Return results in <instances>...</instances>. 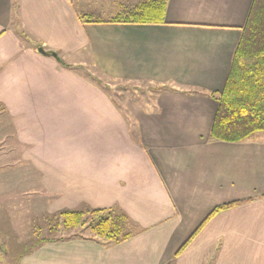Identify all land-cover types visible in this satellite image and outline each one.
Returning a JSON list of instances; mask_svg holds the SVG:
<instances>
[{
    "label": "crops",
    "instance_id": "crops-1",
    "mask_svg": "<svg viewBox=\"0 0 264 264\" xmlns=\"http://www.w3.org/2000/svg\"><path fill=\"white\" fill-rule=\"evenodd\" d=\"M148 1L0 0V114L29 146L23 161L41 173L46 215L117 209L133 231L119 244L68 237L78 229L42 244L30 234L14 264H264V139H211L209 96L225 86L254 0H166L164 24L110 22ZM88 48L107 77L176 90L122 112L48 54L74 66L64 57Z\"/></svg>",
    "mask_w": 264,
    "mask_h": 264
},
{
    "label": "trees",
    "instance_id": "trees-1",
    "mask_svg": "<svg viewBox=\"0 0 264 264\" xmlns=\"http://www.w3.org/2000/svg\"><path fill=\"white\" fill-rule=\"evenodd\" d=\"M166 8V0L142 2L127 15L116 17L110 22L164 24ZM80 18L82 23L90 22L83 16ZM53 53L55 52H48L50 55ZM56 59L68 69L75 68L64 62L58 54ZM98 83L101 86L100 81ZM154 89L156 94L176 90L168 85H155ZM209 96L218 102L211 139L236 143L264 132V0H254L252 4L223 90L219 93L211 92ZM236 204L238 203L216 207L178 253L188 246L206 222ZM47 223L49 237L40 239L39 244L56 240L62 231L86 226L94 237L113 244L122 243L133 235L129 219L117 209L66 210L49 215Z\"/></svg>",
    "mask_w": 264,
    "mask_h": 264
},
{
    "label": "rangeland",
    "instance_id": "rangeland-1",
    "mask_svg": "<svg viewBox=\"0 0 264 264\" xmlns=\"http://www.w3.org/2000/svg\"><path fill=\"white\" fill-rule=\"evenodd\" d=\"M86 2H90L92 5L98 3L97 0H86ZM94 19L98 18L95 16ZM59 57L63 58L60 55ZM73 57L67 56L64 59L74 62L73 64L76 65H74V69L89 81L95 84H99L98 82L100 81V88L107 92L113 103L122 112H128L129 110L125 106L126 103L131 106L138 104L144 108H154L156 98L155 84L146 81L132 82L105 76L97 68L89 48L85 57ZM97 80L99 81L97 82ZM15 131L16 125L14 121L7 115L0 114V166L6 164V168L3 171L0 169V178H10L6 182L5 187H2L4 185L3 181L0 184V208L5 207L7 209L5 212L0 211V264H14L16 257H18L17 255L27 248L30 234H32L34 239L37 238L39 240L49 237L48 215L45 212L47 196L40 183L41 173L35 171L23 161L25 150L29 146L20 144ZM133 131L138 135L136 124L133 127ZM253 137L264 139V132L256 133ZM16 176L18 181L14 183L12 181ZM23 178H34V180L32 184L24 183L26 180ZM20 181L23 182L20 183ZM20 203L21 208L18 209L17 206L18 211H16L15 204L19 205ZM30 211L32 212L30 213ZM37 213L38 217L35 216ZM84 235H92L88 226L78 228L74 234H70L68 237H83ZM6 237L10 239L6 240ZM57 237H62V233L58 234ZM19 243L22 244V247L18 245Z\"/></svg>",
    "mask_w": 264,
    "mask_h": 264
},
{
    "label": "water",
    "instance_id": "water-1",
    "mask_svg": "<svg viewBox=\"0 0 264 264\" xmlns=\"http://www.w3.org/2000/svg\"><path fill=\"white\" fill-rule=\"evenodd\" d=\"M39 51H40L41 53H45L44 49H42V48H40ZM53 56L56 58V57H57V54H56V53H53Z\"/></svg>",
    "mask_w": 264,
    "mask_h": 264
}]
</instances>
